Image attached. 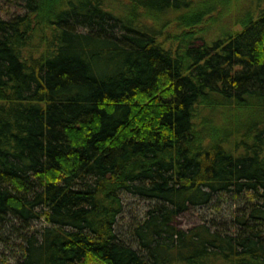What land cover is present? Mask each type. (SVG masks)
<instances>
[{"label": "trees", "instance_id": "obj_1", "mask_svg": "<svg viewBox=\"0 0 264 264\" xmlns=\"http://www.w3.org/2000/svg\"><path fill=\"white\" fill-rule=\"evenodd\" d=\"M5 1L17 264H264V0ZM126 196L149 204L122 231Z\"/></svg>", "mask_w": 264, "mask_h": 264}, {"label": "rangeland", "instance_id": "obj_2", "mask_svg": "<svg viewBox=\"0 0 264 264\" xmlns=\"http://www.w3.org/2000/svg\"><path fill=\"white\" fill-rule=\"evenodd\" d=\"M19 13H21V9L15 6L13 2L5 1L0 3V17L8 18ZM124 201V214L118 221L119 230L122 231L127 229V225L130 224L129 222L133 216L141 213L149 204L147 201L130 196H126ZM227 207L228 204L222 205L221 213L225 214ZM210 213L209 209L188 210L177 217L175 224L177 227L186 230L199 224L202 217L205 218L206 216H210ZM8 234L9 233L4 232L1 239L2 241H0V264H17V259L20 257V250L18 248L19 243L13 236Z\"/></svg>", "mask_w": 264, "mask_h": 264}]
</instances>
